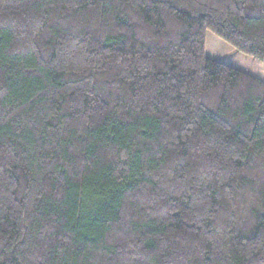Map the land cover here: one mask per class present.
Instances as JSON below:
<instances>
[{
    "label": "trees",
    "instance_id": "16d2710c",
    "mask_svg": "<svg viewBox=\"0 0 264 264\" xmlns=\"http://www.w3.org/2000/svg\"><path fill=\"white\" fill-rule=\"evenodd\" d=\"M264 0H0V264H264Z\"/></svg>",
    "mask_w": 264,
    "mask_h": 264
},
{
    "label": "rangeland",
    "instance_id": "374dc122",
    "mask_svg": "<svg viewBox=\"0 0 264 264\" xmlns=\"http://www.w3.org/2000/svg\"><path fill=\"white\" fill-rule=\"evenodd\" d=\"M264 80V61L236 51L211 32L206 34L205 56Z\"/></svg>",
    "mask_w": 264,
    "mask_h": 264
},
{
    "label": "crops",
    "instance_id": "0c3cea01",
    "mask_svg": "<svg viewBox=\"0 0 264 264\" xmlns=\"http://www.w3.org/2000/svg\"><path fill=\"white\" fill-rule=\"evenodd\" d=\"M210 57L209 58H211V59H214V55H209ZM216 60V59H215ZM257 78H259V77H257ZM259 79H261V78H259ZM261 80H263V79H261ZM264 81V80H263Z\"/></svg>",
    "mask_w": 264,
    "mask_h": 264
}]
</instances>
